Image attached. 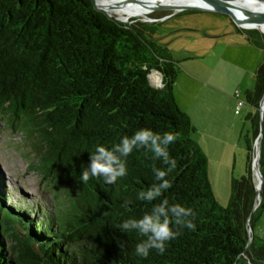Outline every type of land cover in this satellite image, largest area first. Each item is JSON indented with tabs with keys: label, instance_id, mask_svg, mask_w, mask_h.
<instances>
[{
	"label": "trees",
	"instance_id": "1",
	"mask_svg": "<svg viewBox=\"0 0 264 264\" xmlns=\"http://www.w3.org/2000/svg\"><path fill=\"white\" fill-rule=\"evenodd\" d=\"M246 37L264 49L263 32L249 29ZM155 70L162 87L151 82ZM179 71L152 25L120 21L95 0H0V117L30 141L36 152L30 167L47 181L56 202L54 208H32L20 197L12 202L0 177V264H264V239L253 231L264 183L248 223L257 197L252 162L264 60L246 92L254 108L242 136L246 173L232 178L226 206L215 197L208 157L175 96ZM141 128L178 134L168 149L177 161L166 177L172 187L158 200L136 199L156 182L153 165L167 168L144 148L126 158L127 175L114 184L103 177L80 180L97 145L111 148ZM260 165L264 176L263 148ZM165 198L192 208L196 229H182L163 254L152 249L146 258L138 256L135 246L144 238L116 225L139 219ZM125 201L131 203L123 207Z\"/></svg>",
	"mask_w": 264,
	"mask_h": 264
},
{
	"label": "rangeland",
	"instance_id": "2",
	"mask_svg": "<svg viewBox=\"0 0 264 264\" xmlns=\"http://www.w3.org/2000/svg\"><path fill=\"white\" fill-rule=\"evenodd\" d=\"M112 15L119 18L116 14ZM132 18L152 25L154 37L158 42L168 46L173 59L177 61L179 69L182 70L183 82L186 84H183V88L178 86L176 92L181 95L180 101L183 99L187 103L182 102L185 107L192 101L193 94L201 84L200 81L207 82L208 75L212 74L213 83L220 85V88L230 95L239 90L240 98L246 101V108L252 109L247 102L246 92L255 86V73L264 60V49L252 45L246 33L249 29L261 31L260 29L240 27L230 14L214 10L195 12L192 9L183 11L155 9L144 16H133L128 21ZM248 44L252 46L248 47ZM152 73L154 81L156 73ZM185 74H190L196 79L189 80ZM195 106L193 105L192 109H195ZM245 113L244 134L250 128L248 114ZM193 138L195 139V133ZM241 146L242 151L237 152V167L234 173L236 178L246 173L247 147L244 138ZM258 147L259 142L255 146L253 159L257 155ZM35 154L26 135L20 130L13 129L5 116H1L0 177L9 192L10 200L13 202L18 200V197L26 198L24 199L27 200L26 204L32 208L39 204L54 208L56 202L53 190L38 171L30 167ZM216 173L211 181L213 191L219 203L226 206L230 200L232 171L223 168ZM261 202L260 194L258 204ZM253 231L255 235L264 239V197Z\"/></svg>",
	"mask_w": 264,
	"mask_h": 264
},
{
	"label": "clouds",
	"instance_id": "3",
	"mask_svg": "<svg viewBox=\"0 0 264 264\" xmlns=\"http://www.w3.org/2000/svg\"><path fill=\"white\" fill-rule=\"evenodd\" d=\"M177 139L176 133L161 134L150 128H141L131 137L124 136L111 148L102 144L97 145L95 151L91 152L90 164L83 169L80 180L86 184L90 178L103 177L105 183L114 184L118 178L127 175L126 158L134 149L144 148L153 154L154 160H161L167 168L161 169L153 165L152 171L156 182L147 190L139 191L136 199L150 203L156 201L172 187L166 177L176 168L177 161L170 157L168 149ZM129 203L131 201H125L123 207H127ZM194 217L195 212L192 208L179 203L170 204L165 198L153 204L151 211L139 219H126L116 227L124 233L135 231L138 236L144 238L136 244L135 253L146 258L152 249L163 254L167 242L181 235L182 229L195 230Z\"/></svg>",
	"mask_w": 264,
	"mask_h": 264
},
{
	"label": "crops",
	"instance_id": "4",
	"mask_svg": "<svg viewBox=\"0 0 264 264\" xmlns=\"http://www.w3.org/2000/svg\"><path fill=\"white\" fill-rule=\"evenodd\" d=\"M248 45V47L252 46L251 44ZM181 74L182 70L176 79L174 93L180 107L189 114L196 127L195 140L207 154L210 180L212 181L213 176L217 174L216 172L223 168L232 171L231 176L234 178L237 167V152L238 150L242 151L241 141L245 128L243 114L253 112L254 108L249 110L245 103L241 107L243 110L240 109L237 113L238 99L235 97L237 90L231 95L226 93L220 88V85L211 81L212 74L208 75L207 82L200 81L201 84L198 85L193 94L192 101L185 107L182 104L183 99L180 101L181 95L176 92L178 86L184 87L185 82H183ZM185 76L189 80L196 79L190 74H185ZM184 104L187 103L184 102ZM193 105H196L195 109H192ZM193 110L194 113H192Z\"/></svg>",
	"mask_w": 264,
	"mask_h": 264
},
{
	"label": "water",
	"instance_id": "5",
	"mask_svg": "<svg viewBox=\"0 0 264 264\" xmlns=\"http://www.w3.org/2000/svg\"><path fill=\"white\" fill-rule=\"evenodd\" d=\"M208 2L207 6H196L193 4H161V3H156L154 5H152V11L155 9H171V10H175V11H183L186 9H192V10H214V11H221L224 13H228L230 14L234 21L237 23L238 26L240 27H245L239 20V14L243 15V16H249L252 19H256L255 21L258 22L259 21H264V12H253L250 10H247L245 8H242L240 6H237L236 4H234L232 2V0H206ZM95 4L96 6L107 12L108 14L112 15L107 8L102 7L96 0H95ZM172 13L169 15L171 16ZM113 16V15H112ZM120 21L123 22H127L128 20H123L120 18H117ZM246 28H253V27H246ZM263 33L264 31L261 30ZM263 114H264V95L263 98L261 100V106H260V115H261V129H260V133L259 136L257 137L256 141H255V146L256 144L259 142V147H258V152L256 157L253 159V169H254V175H255V180L257 178L258 182L256 185V189H257V197H256V201H255V206L249 216L248 219V223H250L251 217L253 212L255 211V209L258 206V197H259V186H263L264 183V176L261 172V165H260V158H261V153H262V148H263V144H262V139H263ZM252 228L249 227V233H250V238H249V243H251L252 241Z\"/></svg>",
	"mask_w": 264,
	"mask_h": 264
},
{
	"label": "bare ground",
	"instance_id": "6",
	"mask_svg": "<svg viewBox=\"0 0 264 264\" xmlns=\"http://www.w3.org/2000/svg\"><path fill=\"white\" fill-rule=\"evenodd\" d=\"M102 7L120 19L129 20L133 16H144L152 11V5L161 4H193L207 6L206 0H96ZM234 4L253 12H264V0H232ZM149 18L148 16H145ZM239 20L245 27H253L264 31V21H255L249 16L239 14ZM262 185L259 186V195Z\"/></svg>",
	"mask_w": 264,
	"mask_h": 264
},
{
	"label": "built area",
	"instance_id": "7",
	"mask_svg": "<svg viewBox=\"0 0 264 264\" xmlns=\"http://www.w3.org/2000/svg\"><path fill=\"white\" fill-rule=\"evenodd\" d=\"M152 72L156 73L155 77H154L155 78L154 81L152 80V76H154V75H152L153 74ZM152 72L150 74V79H151L152 84L156 87H162L163 86V80H162V76H161L160 72H158L156 70L152 71ZM235 97L238 99L237 110H236V112L238 113L240 108L246 103V101L239 98V91L238 90L235 92Z\"/></svg>",
	"mask_w": 264,
	"mask_h": 264
}]
</instances>
